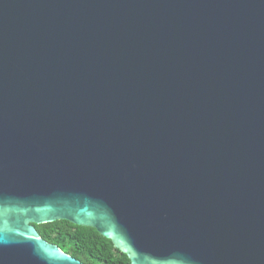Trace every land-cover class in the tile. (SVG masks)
Listing matches in <instances>:
<instances>
[{
	"label": "water",
	"instance_id": "1",
	"mask_svg": "<svg viewBox=\"0 0 264 264\" xmlns=\"http://www.w3.org/2000/svg\"><path fill=\"white\" fill-rule=\"evenodd\" d=\"M264 264V0H0V264Z\"/></svg>",
	"mask_w": 264,
	"mask_h": 264
},
{
	"label": "trees",
	"instance_id": "2",
	"mask_svg": "<svg viewBox=\"0 0 264 264\" xmlns=\"http://www.w3.org/2000/svg\"><path fill=\"white\" fill-rule=\"evenodd\" d=\"M35 228L43 240L83 264H131L125 254L93 228L67 221L35 225Z\"/></svg>",
	"mask_w": 264,
	"mask_h": 264
}]
</instances>
